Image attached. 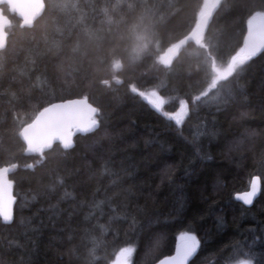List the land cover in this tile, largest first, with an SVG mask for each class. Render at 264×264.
Here are the masks:
<instances>
[{"label":"trees","instance_id":"trees-1","mask_svg":"<svg viewBox=\"0 0 264 264\" xmlns=\"http://www.w3.org/2000/svg\"><path fill=\"white\" fill-rule=\"evenodd\" d=\"M45 1L31 27L2 5L0 170L16 202L12 221L0 213V264H112L125 248L156 264L182 234L200 241L189 264H264V49L215 76L264 0H220L201 41L169 61L205 0ZM86 96L97 130L26 151L41 109ZM182 103L178 126L163 109ZM254 175L262 192L246 206L235 194Z\"/></svg>","mask_w":264,"mask_h":264},{"label":"water","instance_id":"water-1","mask_svg":"<svg viewBox=\"0 0 264 264\" xmlns=\"http://www.w3.org/2000/svg\"><path fill=\"white\" fill-rule=\"evenodd\" d=\"M2 5H7L11 14L21 19L22 26H33L45 8V0H0V50L8 44L7 28L11 18L4 13ZM211 11L203 13L193 30L165 53V58L176 56L181 48L189 41L199 42L211 23ZM264 49V13L253 15L247 24L242 54L251 56ZM163 107V101L159 108ZM100 127L97 117V106L89 97H76L54 101L41 109L36 116L27 123L22 130V139L27 152L50 147L61 143L65 148H72L75 137L85 135ZM263 187L260 175L251 178L249 187L235 194V199L246 206H252L259 198ZM16 197L13 185L9 180V170H0V209L5 221H12L14 217ZM200 241L194 235L182 234L175 250L161 258L156 264H189L198 252ZM123 264H129L127 262Z\"/></svg>","mask_w":264,"mask_h":264},{"label":"rangeland","instance_id":"rangeland-1","mask_svg":"<svg viewBox=\"0 0 264 264\" xmlns=\"http://www.w3.org/2000/svg\"><path fill=\"white\" fill-rule=\"evenodd\" d=\"M219 2L220 0H205L200 15H202L207 11L212 12ZM247 57L248 56L242 54V52H239L230 60L226 68L224 69L216 68V75H215L216 80L221 79L226 75H228L239 65H241L247 59ZM170 59L167 60L169 61ZM158 104L159 103L157 102V106ZM163 114L175 125L181 126L188 115V107L186 106L185 103H182L179 107L171 111L168 109H163ZM132 258H133V250L131 248H125L118 253L116 260L112 262V264H123L125 262L132 264ZM236 264H252V263L250 261H241V262H237Z\"/></svg>","mask_w":264,"mask_h":264},{"label":"bare ground","instance_id":"bare-ground-1","mask_svg":"<svg viewBox=\"0 0 264 264\" xmlns=\"http://www.w3.org/2000/svg\"><path fill=\"white\" fill-rule=\"evenodd\" d=\"M240 192V191H239Z\"/></svg>","mask_w":264,"mask_h":264}]
</instances>
